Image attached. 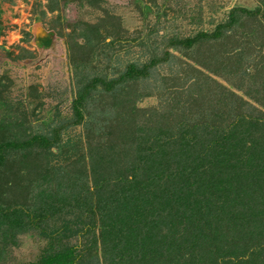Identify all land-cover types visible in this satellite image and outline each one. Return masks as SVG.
<instances>
[{"label":"rangeland","instance_id":"obj_1","mask_svg":"<svg viewBox=\"0 0 264 264\" xmlns=\"http://www.w3.org/2000/svg\"><path fill=\"white\" fill-rule=\"evenodd\" d=\"M249 118L264 139V0H0V264L69 249L106 264L123 249L98 239V207L119 215L151 153L170 152L173 173L191 144ZM154 181L144 188L175 187ZM169 221L150 231L169 242ZM239 239L221 248L262 264L264 237Z\"/></svg>","mask_w":264,"mask_h":264},{"label":"trees","instance_id":"obj_2","mask_svg":"<svg viewBox=\"0 0 264 264\" xmlns=\"http://www.w3.org/2000/svg\"><path fill=\"white\" fill-rule=\"evenodd\" d=\"M257 120H237L222 131V138L203 139L196 143L201 144L202 149L195 148V143L191 144L184 159L175 164L173 173L165 174L161 169L165 160L169 161L170 152L159 149V153H151V165L145 178L141 180L138 174H133L132 189L129 185L121 192L120 199L117 198L118 202L122 200L119 215L112 213L113 206L98 207L102 226L98 239L104 245L111 243L114 249L118 246L123 249L110 252L106 264H254L252 255L250 262L241 258L245 252L240 248L230 250L221 247L227 243L228 237L239 241L243 230L250 236L256 232L259 237H264V139L262 136L252 138ZM258 131L264 134L259 126ZM210 132L213 131L206 134ZM245 135H250V145L245 147L243 144L244 152L231 154L229 149L225 151L227 141L231 146H238ZM180 153L184 150L181 149ZM162 176L165 181L174 179L175 187L172 186L171 192L166 187L159 192L144 188L148 181L159 184L154 180ZM129 193L132 197L127 198ZM198 195L206 197V200L198 199ZM164 216L170 218L169 233L166 232L169 242L157 238L150 231L155 220L159 224L165 223ZM126 217L135 225L136 236L128 227L116 226L121 220L127 225ZM141 219L143 228L139 226ZM210 241L214 242L212 246ZM130 249L137 253L134 261L118 259ZM72 258V249L68 253L59 250L52 252L43 264H74ZM82 258L83 255L80 260ZM260 263L264 264V259Z\"/></svg>","mask_w":264,"mask_h":264}]
</instances>
